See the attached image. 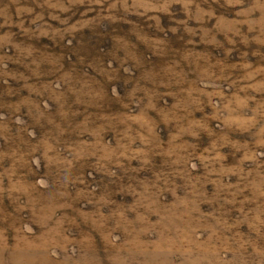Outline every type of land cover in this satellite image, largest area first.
<instances>
[{
    "label": "rangeland",
    "instance_id": "1",
    "mask_svg": "<svg viewBox=\"0 0 264 264\" xmlns=\"http://www.w3.org/2000/svg\"><path fill=\"white\" fill-rule=\"evenodd\" d=\"M0 264H264V0H0Z\"/></svg>",
    "mask_w": 264,
    "mask_h": 264
}]
</instances>
